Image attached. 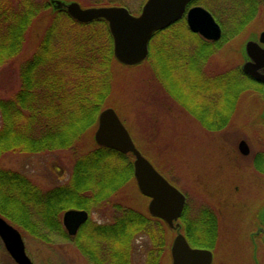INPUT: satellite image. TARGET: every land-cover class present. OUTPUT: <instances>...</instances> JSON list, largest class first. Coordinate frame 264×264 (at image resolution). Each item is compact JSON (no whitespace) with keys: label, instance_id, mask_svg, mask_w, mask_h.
<instances>
[{"label":"trees","instance_id":"1","mask_svg":"<svg viewBox=\"0 0 264 264\" xmlns=\"http://www.w3.org/2000/svg\"><path fill=\"white\" fill-rule=\"evenodd\" d=\"M56 2L0 0V66L15 59L28 45L29 29L39 22L41 25L32 52L19 65L18 89L11 96L0 95V159L8 151L68 149L75 155L70 179L43 189L25 174L0 164V215L42 240L61 231L58 221L70 207L90 210L111 204L118 211L114 219L132 221L140 227L151 218L118 197L132 184V155L87 140L99 111L112 96L118 66H149L156 79L155 90L170 94L208 130L230 122L239 97L247 89L245 74L236 66L206 70L215 48L228 40L227 34L223 32L217 41L206 40L190 32L184 18L153 33L148 55L141 63L123 65L112 54L104 19L79 22ZM199 61L203 65L200 68ZM170 67L179 73L187 71L167 79L165 73ZM143 94L146 98L147 91ZM136 96V100L141 98ZM222 107L229 109L225 115L221 114ZM188 209L186 203L181 214L188 239L209 245L210 239L217 238V214L205 205L200 207L199 217L193 218ZM197 226L206 241L194 235Z\"/></svg>","mask_w":264,"mask_h":264},{"label":"rangeland","instance_id":"2","mask_svg":"<svg viewBox=\"0 0 264 264\" xmlns=\"http://www.w3.org/2000/svg\"><path fill=\"white\" fill-rule=\"evenodd\" d=\"M77 1L82 6L123 5L133 14L139 12L144 2ZM224 1L228 0H208L206 4L212 9L218 2ZM35 26L37 27H31L27 33L28 45H24L15 59H9L0 66L2 97L11 96L19 87V65L32 52L40 34V22ZM226 31H223L227 34L226 37H234L233 41H222V45L215 48L211 55V64L206 70H227L232 65L238 67L244 60L242 46L245 34L235 36ZM183 34L186 35L185 30ZM177 42L182 44L181 41ZM154 66L159 72L157 63H154ZM202 66V61H199L198 67ZM118 67L114 91L106 105L115 109L140 152L184 193L190 217L198 218L200 207L205 205L215 211L218 218V235L214 242L210 239V244L206 245L213 251V264H264V252L260 242L251 234V231L259 226V206L264 202V175L257 171L259 166L250 158L261 148L259 129L256 126L261 114L259 95L245 91L238 99L236 112L230 122L219 129L208 130L182 104L178 105L170 94L155 90L157 86L153 82L156 79L149 66L148 69ZM178 71L170 67L169 72L165 73L166 78L169 79L170 75L172 78L184 75L187 70L183 69L181 74ZM245 85L247 88L252 87ZM181 86L183 89V85ZM145 91L147 97L143 98ZM135 95L141 98L136 100ZM93 132L94 129L89 133L88 141L94 142ZM241 139L249 144L248 155L241 154L238 150V142ZM74 159L75 155L68 149L41 152L8 151L1 157L0 164L25 174L41 188L46 189L69 181ZM134 187L136 185L132 180L131 186L122 189L118 197L135 208L146 210L147 198L141 196ZM112 212L114 209L111 204L99 205L98 208L91 209L90 216L101 222L108 221L113 217ZM174 230L176 229L171 230L169 234V244L176 233ZM178 230L181 228H177ZM142 232L139 231L141 234L136 235L131 245L134 264L150 261V252L152 251L155 257L161 248L162 232L158 224L153 223V228L147 229L148 233L146 229ZM194 235L206 241L199 226ZM51 236L54 238L46 242L23 231L26 253L33 264H91L71 242L53 234ZM195 236H192L194 241ZM190 242L194 244L192 240ZM159 262L171 263V257L169 259L166 255L159 259Z\"/></svg>","mask_w":264,"mask_h":264},{"label":"water","instance_id":"3","mask_svg":"<svg viewBox=\"0 0 264 264\" xmlns=\"http://www.w3.org/2000/svg\"><path fill=\"white\" fill-rule=\"evenodd\" d=\"M56 1L79 22L104 19L112 39L113 56L121 64L134 65L147 56L148 43L152 34L179 19L191 0H144L137 14L129 12L123 5L82 6L76 0ZM185 17L187 26L192 32H197L211 40L221 36L218 23L202 6L188 7ZM244 49L251 59H255L260 47L254 41L247 40L244 43ZM250 63L242 62V71L257 79H264V74L257 71L259 65L249 66ZM93 139L98 145L122 153H130L133 156V176L140 193L149 198L148 212L164 220L170 228H179L181 223L178 219L185 204V195L140 152L113 107L105 106L99 111ZM238 149L243 154L249 152L244 139L238 142ZM86 218L85 210L68 209L63 213L62 222L70 233H74L77 226ZM0 236L11 256L19 264H32L24 251L19 232L1 216ZM170 254L171 264H211L212 260V252L208 248L191 246L183 232L179 230L171 240Z\"/></svg>","mask_w":264,"mask_h":264},{"label":"flooded vegetation","instance_id":"4","mask_svg":"<svg viewBox=\"0 0 264 264\" xmlns=\"http://www.w3.org/2000/svg\"><path fill=\"white\" fill-rule=\"evenodd\" d=\"M207 2L208 0H193V2L188 7L192 5H198L208 10L215 21L219 24L221 33L227 30L226 32H228L229 34H245V43L247 40H252L257 43L260 49L259 52L256 53V58L251 59V57L247 54L246 49L243 48L242 54L244 56V60L242 62H251L250 64H248L249 66L258 64L259 66L257 68V71L260 74H264V0H228L224 2H218L217 5L212 9L207 6ZM232 66L228 69L232 68ZM245 84L252 85V87L248 88L249 92L251 94H258L261 100V107L259 109L261 114H259V120L256 122V126L259 129V141L261 143V148L255 151L250 156V158H252L254 162L258 163V171L261 175H264V79H257L255 76L245 72ZM245 87L247 88L248 86L245 85ZM222 108L224 109H221V114L225 115L226 113H228L227 111H229V109L227 107ZM82 209L87 212V218L77 226L74 233H70L65 228L62 222L63 215L61 214L60 220L58 221L60 222L61 231H55L53 235L71 242L74 245L73 247L80 251L81 254L85 256L91 264H134L131 256V245L136 239L135 237L139 233V231L142 232L144 229H146L147 232L148 228H153V223L158 224V228L162 232L161 248L159 249V252L155 257L150 250V261H146V263L144 264H160L159 259H163V257L166 255L170 259V227L167 226V223L161 218L150 214L147 208L146 210H139L144 213L143 215L151 218V220L145 222L143 221L140 227H138V224H134L132 221H117V219H114V217L118 215L117 208L115 207L113 208L115 213L112 212L111 215L113 217L111 218V220L102 222L91 218V209ZM260 210L261 213L258 218L259 226L256 229L252 230L251 234L253 235V237L255 235L258 238L264 252V202L261 206H259V211ZM153 218H156L155 220L157 222H155ZM6 221L15 229H17L23 240V230H21L20 227H18L14 223L8 220ZM180 231L183 232V234L186 236L185 223L183 224V229L181 228ZM51 235L45 240L39 238L37 239L47 242L48 240L54 238ZM78 244H81L83 247L80 248ZM207 248L210 247L207 246ZM211 252V264H213L214 255L212 250ZM0 264H19L6 249L1 236ZM168 264L171 263L169 262Z\"/></svg>","mask_w":264,"mask_h":264},{"label":"bare ground","instance_id":"5","mask_svg":"<svg viewBox=\"0 0 264 264\" xmlns=\"http://www.w3.org/2000/svg\"><path fill=\"white\" fill-rule=\"evenodd\" d=\"M77 1V0H76ZM227 41H229V42H232L233 41V39L232 38H230V39H228ZM226 42V41H225ZM227 44V43H226ZM236 54V53H235ZM143 61V60H142ZM141 63V62H140ZM120 153H122V152H120ZM241 154H243V153H241ZM246 155V154H245ZM68 209H76V210H82V208L81 207H71V208H68ZM67 209V210H68ZM167 226H168V224H167ZM174 231H177V229L176 230H174ZM170 232H171V230H170ZM192 246H194V247H199V248H207V246H205V245H200V244H192L191 242H190V240L188 239L187 240Z\"/></svg>","mask_w":264,"mask_h":264}]
</instances>
